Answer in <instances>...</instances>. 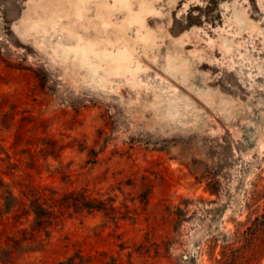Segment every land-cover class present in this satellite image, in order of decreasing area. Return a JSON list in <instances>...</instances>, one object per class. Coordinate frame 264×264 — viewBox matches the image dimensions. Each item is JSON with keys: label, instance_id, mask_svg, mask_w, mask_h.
<instances>
[{"label": "rangeland", "instance_id": "obj_1", "mask_svg": "<svg viewBox=\"0 0 264 264\" xmlns=\"http://www.w3.org/2000/svg\"><path fill=\"white\" fill-rule=\"evenodd\" d=\"M73 1L0 0V141L17 182L127 218L64 214L16 264H264V0H142L123 36ZM119 41L131 69L74 54Z\"/></svg>", "mask_w": 264, "mask_h": 264}, {"label": "trees", "instance_id": "obj_2", "mask_svg": "<svg viewBox=\"0 0 264 264\" xmlns=\"http://www.w3.org/2000/svg\"><path fill=\"white\" fill-rule=\"evenodd\" d=\"M48 146L39 150L43 157L57 158L60 149L53 142ZM99 153L90 150L87 164L95 165ZM13 159L0 141V264H16L26 254L44 250L50 236L48 228L64 214L71 217L100 213L112 223L127 218L124 214L116 216L111 199H94L86 191L75 190L57 196L29 180L17 182L20 163ZM20 218L23 222H19ZM60 264H85V260L76 253Z\"/></svg>", "mask_w": 264, "mask_h": 264}, {"label": "bare ground", "instance_id": "obj_3", "mask_svg": "<svg viewBox=\"0 0 264 264\" xmlns=\"http://www.w3.org/2000/svg\"><path fill=\"white\" fill-rule=\"evenodd\" d=\"M70 1V0H69ZM133 1V0H132ZM135 1V0H134ZM71 3V2H70ZM91 3V0H74L73 1V8L72 11L74 13V15L76 16L77 19L82 20L84 18H86L87 16V12L89 10V5ZM145 2H143L142 0L138 2V6L137 8H133L132 6V2L131 0H97V2H95V8H96V12H95V20L101 24L104 28H108V27H112L115 31L119 32L120 34H126L128 30H130L133 26L136 28V33L138 34L140 32V30L142 29L143 25H144V15L145 12L147 11L145 8H147V6H145ZM149 9V8H148ZM151 9V8H150ZM115 13H119L122 16V20H120L119 22H113L112 21V16ZM70 15V14H69ZM87 19V18H86ZM54 20V19H53ZM57 19H55L56 21ZM80 22V21H78ZM88 22V21H87ZM94 22V21H93ZM56 25V24H55ZM58 25V24H57ZM80 27V26H79ZM98 29V28H97ZM104 29V31L106 30ZM66 30V29H64ZM70 32V31H69ZM74 33V32H73ZM105 34L107 33L104 32ZM113 33V32H112ZM77 34V33H76ZM70 35V34H69ZM101 35V34H100ZM71 36V35H70ZM102 36V35H101ZM74 37V36H73ZM83 37V36H82ZM128 37V36H126ZM75 38V37H74ZM85 38V37H84ZM72 39V38H71ZM80 39V38H78ZM109 39V38H108ZM142 39V38H141ZM83 40V39H82ZM111 40V39H109ZM126 40V39H125ZM124 40V41H125ZM128 40V38H127ZM140 40V39H139ZM117 41V40H116ZM115 41V42H116ZM75 42V39H74ZM137 42V41H136ZM150 42L147 41V43ZM87 43V42H86ZM91 43V42H90ZM108 43V42H106ZM113 43V42H112ZM131 43V42H130ZM127 44V43H126ZM126 44L122 41H119V43L117 45L115 44H85L82 42H79V44H77V46H75L74 49V54L77 56L76 59L77 61H81V62H89L90 61V57H94L96 59H98L99 61H103V62H107L110 65L113 66H117L118 68L120 67H130L129 65H127L131 60L132 57L130 56V54L132 52H129L127 49ZM132 44V43H131ZM154 44V43H153ZM149 45V44H148ZM143 48V47H142ZM68 49V47H67ZM111 49V50H110ZM69 50V49H68ZM67 50V51H68ZM135 50V49H134ZM134 53V52H133ZM135 58V57H134ZM75 59V60H76ZM76 61V62H77ZM89 64V63H87ZM86 65V64H85ZM84 65V66H85ZM90 65V64H89ZM133 64H131L132 66ZM102 66V65H101ZM89 67V66H88ZM93 67V66H92ZM114 67V66H113ZM84 68V67H83ZM103 68V67H102ZM93 69V68H92ZM96 69V67H95ZM100 69V67H99ZM99 69H96V71H98ZM105 69V68H104ZM112 68H110L109 70H111ZM121 69V68H120ZM131 69V67H130ZM101 70V69H100ZM95 71V72H96ZM113 71V70H111ZM115 71V69H114ZM119 71V70H118ZM117 71V72H118ZM124 71V70H123ZM128 71V69H127ZM130 71V70H129ZM128 71V72H129ZM104 72V71H103ZM106 72V71H105ZM125 72V71H124ZM116 73V72H115ZM122 73V72H121ZM119 73V74H121ZM179 73V72H178ZM98 74V73H97ZM100 74V73H99ZM111 74V73H110ZM117 74V73H116ZM118 74V75H119ZM126 74V73H124ZM133 74V73H132ZM113 75V74H112ZM130 75V74H129ZM100 76V75H99ZM114 77H118V76H114ZM121 77V76H120ZM109 75H108V79H109ZM133 78V77H132ZM135 78V75H134ZM103 79V78H102ZM128 80V79H127ZM104 81V80H103ZM106 81V80H105ZM101 82V81H100ZM102 83V82H101ZM107 83V82H106ZM110 83V82H109Z\"/></svg>", "mask_w": 264, "mask_h": 264}]
</instances>
